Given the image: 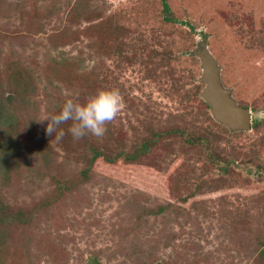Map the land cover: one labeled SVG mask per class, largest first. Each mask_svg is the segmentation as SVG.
<instances>
[{
    "label": "rangeland",
    "instance_id": "obj_1",
    "mask_svg": "<svg viewBox=\"0 0 264 264\" xmlns=\"http://www.w3.org/2000/svg\"><path fill=\"white\" fill-rule=\"evenodd\" d=\"M166 3L0 0V220L30 215L0 264H264V0ZM202 36L248 131L200 98ZM99 90L122 98L102 136L45 133Z\"/></svg>",
    "mask_w": 264,
    "mask_h": 264
},
{
    "label": "water",
    "instance_id": "obj_2",
    "mask_svg": "<svg viewBox=\"0 0 264 264\" xmlns=\"http://www.w3.org/2000/svg\"><path fill=\"white\" fill-rule=\"evenodd\" d=\"M193 54L199 58L202 70L197 80L204 85L200 92V98L208 106L213 120L232 131L250 130V110L239 106L232 98L231 90L223 86L220 67L204 40H199ZM258 112L260 115H264V108ZM261 121H264V117L261 118ZM87 264L99 263L90 257Z\"/></svg>",
    "mask_w": 264,
    "mask_h": 264
},
{
    "label": "clouds",
    "instance_id": "obj_3",
    "mask_svg": "<svg viewBox=\"0 0 264 264\" xmlns=\"http://www.w3.org/2000/svg\"><path fill=\"white\" fill-rule=\"evenodd\" d=\"M122 106V98L116 90H99L83 103L68 98L62 104L58 113L47 120L45 133L53 135L56 126L66 121H73L68 128L73 139H79L86 133L100 137L106 131L105 124L112 121ZM64 136L60 130L56 134L59 141Z\"/></svg>",
    "mask_w": 264,
    "mask_h": 264
},
{
    "label": "trees",
    "instance_id": "obj_4",
    "mask_svg": "<svg viewBox=\"0 0 264 264\" xmlns=\"http://www.w3.org/2000/svg\"><path fill=\"white\" fill-rule=\"evenodd\" d=\"M161 3H162V7H163V12H168L169 11V8H168V5H167V3H166V0H161ZM166 21H171L172 19H170V18H164ZM186 24V23H185ZM184 25V24H183ZM189 27V26H188ZM190 29H192V27H189ZM203 37V39L205 38L204 36H202ZM244 107V106H243ZM244 108H247V107H244ZM139 153V152H138ZM124 155H125V157H126V159H130V160H135L137 157H138V155H134V156H128V155H126V154H124V153H119V154H117V156L115 157V158H113V157H111V156H106V155H104V154H102L101 152H99V151H94L93 153H92V156H91V158H90V161H89V164L91 165L98 157H102L103 159H104V161H106L107 163H111V162H113L116 158H123L124 157ZM89 165V166H90ZM57 190L58 189H60V190H67L69 187L67 186V184H65V183H61L60 181L57 183ZM57 194H58V196L59 195H61L60 193H58L57 192ZM28 216H30V215H27V216H24V214H23V212L21 211V210H19L18 212H16V213H12V215L10 216V218L9 219H7V218H4L3 217V220H0V224H5L6 225V227L7 226H12V225H25V224H27L28 223V221H29V219L28 218H26V217H28ZM25 217V218H24ZM24 218V219H23ZM259 254L261 255V256H263L264 257V249H262L260 252H259ZM93 258H95L96 260H98L97 259V256L96 255H93L92 256Z\"/></svg>",
    "mask_w": 264,
    "mask_h": 264
},
{
    "label": "flooded vegetation",
    "instance_id": "obj_5",
    "mask_svg": "<svg viewBox=\"0 0 264 264\" xmlns=\"http://www.w3.org/2000/svg\"><path fill=\"white\" fill-rule=\"evenodd\" d=\"M204 40V39H203Z\"/></svg>",
    "mask_w": 264,
    "mask_h": 264
}]
</instances>
